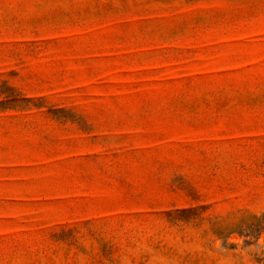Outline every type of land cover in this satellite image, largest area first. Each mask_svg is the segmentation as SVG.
<instances>
[{
  "label": "rangeland",
  "instance_id": "obj_1",
  "mask_svg": "<svg viewBox=\"0 0 264 264\" xmlns=\"http://www.w3.org/2000/svg\"><path fill=\"white\" fill-rule=\"evenodd\" d=\"M0 264H264V0H0Z\"/></svg>",
  "mask_w": 264,
  "mask_h": 264
}]
</instances>
